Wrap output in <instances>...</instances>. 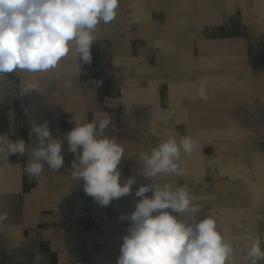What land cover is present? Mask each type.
Listing matches in <instances>:
<instances>
[{"label":"crops","instance_id":"obj_1","mask_svg":"<svg viewBox=\"0 0 264 264\" xmlns=\"http://www.w3.org/2000/svg\"><path fill=\"white\" fill-rule=\"evenodd\" d=\"M163 9V0H119L118 11L127 10L129 18L127 22L119 18L121 22L116 25L144 26L151 33L135 35L129 30L121 40L111 42V49L105 46L110 38L101 36L110 24L99 26L97 41L110 62L106 74L114 84L111 97L99 99L95 87L81 80L72 54L46 73L18 71L0 78V135L23 139L29 145L24 156L0 154V212L8 214L0 223V264H116L129 225L120 217L135 209L141 199L135 195L136 190L151 182L140 173L138 156L169 136L179 139L185 135L199 143L191 155L181 154L185 174L160 176L153 182L187 185L202 207L197 219L210 214L225 239L237 249L235 264H250L245 259V246L263 234L258 225L264 219V198H248L247 193L221 195L217 188L264 186V133L244 128L239 132L211 130L207 134L199 130L203 117L207 116L208 124H216V108L231 115L233 105L226 98L204 104L185 97L183 84L168 82L163 67V57H168L163 52ZM137 15L141 17L138 24L134 22ZM30 79L44 91L21 94ZM67 79L72 80V88L63 86ZM230 85L225 83L221 90L230 92ZM201 106H208V112L201 111ZM239 107L244 123L249 102ZM103 113L111 117L105 135L114 137L125 150L118 165L121 180L135 178L130 194L112 200L108 206H100L86 195L83 180L76 182L70 175L75 157L68 151L66 139L62 146L64 164L58 172L48 170L47 164L39 177L25 172L31 146L38 144L35 135L29 136L33 119L38 123L48 121L53 137L59 138L74 127L72 120L86 123L94 114ZM256 114L260 123L264 113L257 110ZM223 139L230 141L224 142L222 151L219 140ZM146 196L151 197L152 192ZM77 199L92 214L82 221L83 229L67 223V216L59 212L62 203Z\"/></svg>","mask_w":264,"mask_h":264},{"label":"clouds","instance_id":"obj_2","mask_svg":"<svg viewBox=\"0 0 264 264\" xmlns=\"http://www.w3.org/2000/svg\"><path fill=\"white\" fill-rule=\"evenodd\" d=\"M118 8L119 0H0V78L18 71L33 75L49 72L69 54L76 57L78 74L84 73L93 60L91 50L99 26L113 22ZM91 83L97 88L102 85L97 80ZM63 86L72 88V80H65ZM31 90L44 91L30 79L21 94ZM198 96L203 101L210 98L206 84H201ZM110 121L108 113L94 114L86 123L72 120L74 127L57 138L48 121L33 119L29 136L35 135L38 144L31 146L25 172L39 177L45 164L51 172H58L64 164L66 139L68 151L75 157L70 175L76 182L83 180L86 195L100 206H108L130 194L136 181L134 177L121 180L118 165L125 150L114 137L105 135ZM28 146L23 139L0 135V154L5 156H24ZM198 147L191 135L169 136L138 156L139 171L151 182L136 190L141 199L131 213L120 217L129 225L116 264H235L237 249L210 214L197 219L202 207L188 186L153 182L160 176H183L186 167L180 164L181 154L191 155ZM150 191L152 196H146ZM7 218L6 212H0V223ZM245 259L250 264L264 261L258 237L245 246Z\"/></svg>","mask_w":264,"mask_h":264},{"label":"rangeland","instance_id":"obj_3","mask_svg":"<svg viewBox=\"0 0 264 264\" xmlns=\"http://www.w3.org/2000/svg\"><path fill=\"white\" fill-rule=\"evenodd\" d=\"M163 8V52L168 54L163 57V67L168 82L183 84L185 97L199 99L204 104L210 99L226 98L233 105L231 115H224L223 109L216 108V124H208L207 116L203 117L199 130L207 134L211 130L239 132L244 128L264 133V118L256 122L257 110L264 113V0H163ZM127 13V10L118 11L113 24L105 27L101 36L110 38L105 44L108 49L113 46L111 42L121 40L129 30L135 35L151 33L144 26L116 25L121 22L119 18L127 22ZM140 19L137 15L134 22L138 24ZM225 83H231L226 94L221 90ZM201 84L208 86L207 101L198 96ZM248 102L247 120L241 123L239 105ZM208 109V106L200 108L205 113ZM219 141L223 151L224 142L230 140ZM217 191L221 195L247 193L248 198H264V186L218 187ZM261 222L258 226L263 234L258 238L264 247V219Z\"/></svg>","mask_w":264,"mask_h":264},{"label":"trees","instance_id":"obj_4","mask_svg":"<svg viewBox=\"0 0 264 264\" xmlns=\"http://www.w3.org/2000/svg\"><path fill=\"white\" fill-rule=\"evenodd\" d=\"M100 45L98 41L94 43L91 50L92 63L90 66H86L84 73L80 74V78L81 80H88L89 83L93 80L102 81V85L98 88L91 83L96 89L98 98L102 100L113 96L114 84L112 78L106 74L107 68L110 67V62Z\"/></svg>","mask_w":264,"mask_h":264},{"label":"built area","instance_id":"obj_5","mask_svg":"<svg viewBox=\"0 0 264 264\" xmlns=\"http://www.w3.org/2000/svg\"><path fill=\"white\" fill-rule=\"evenodd\" d=\"M59 212L67 216V223L78 229H83L82 221L91 217V210L84 202L77 200L65 201L61 204Z\"/></svg>","mask_w":264,"mask_h":264}]
</instances>
